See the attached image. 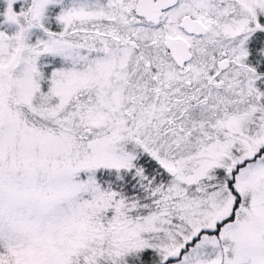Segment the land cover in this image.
I'll return each mask as SVG.
<instances>
[{
  "label": "snow or ice",
  "instance_id": "obj_1",
  "mask_svg": "<svg viewBox=\"0 0 264 264\" xmlns=\"http://www.w3.org/2000/svg\"><path fill=\"white\" fill-rule=\"evenodd\" d=\"M0 264H264V0H0Z\"/></svg>",
  "mask_w": 264,
  "mask_h": 264
}]
</instances>
